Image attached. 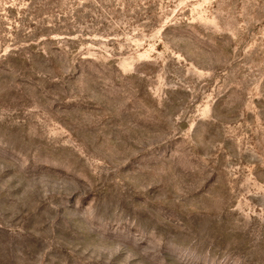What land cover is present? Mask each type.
Returning <instances> with one entry per match:
<instances>
[{"label": "rangeland", "instance_id": "1", "mask_svg": "<svg viewBox=\"0 0 264 264\" xmlns=\"http://www.w3.org/2000/svg\"><path fill=\"white\" fill-rule=\"evenodd\" d=\"M0 264H264V0H0Z\"/></svg>", "mask_w": 264, "mask_h": 264}]
</instances>
